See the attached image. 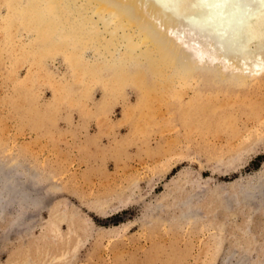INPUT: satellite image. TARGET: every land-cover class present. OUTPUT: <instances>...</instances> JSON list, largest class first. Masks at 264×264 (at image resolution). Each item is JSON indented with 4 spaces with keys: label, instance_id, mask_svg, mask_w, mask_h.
I'll list each match as a JSON object with an SVG mask.
<instances>
[{
    "label": "rangeland",
    "instance_id": "1",
    "mask_svg": "<svg viewBox=\"0 0 264 264\" xmlns=\"http://www.w3.org/2000/svg\"><path fill=\"white\" fill-rule=\"evenodd\" d=\"M6 11L0 1V14ZM14 28L13 36L19 31ZM4 37L0 28V165L18 173L15 182H22L26 198L21 203L20 192L14 193L0 216V264H58L52 258L69 223H61L60 238L54 237L47 229L53 206L73 214L81 227L82 242L66 264H264V188L256 185H264V90L235 103L225 131L207 139L194 124L172 119V90L147 80L154 84L150 92L143 89L148 104L132 108L126 115L134 120L125 121L126 105L139 96L135 82L97 106L101 87L73 93L62 57L48 59L45 68L39 55L17 45L16 36ZM192 89L177 93L188 98ZM217 148L222 153L213 152ZM166 163L161 177L153 175ZM40 171L52 178L42 186ZM180 171L198 182V204L185 207L199 206L194 221L190 213L182 222L173 220L177 206L154 211L156 197ZM132 181L138 186L131 201L118 206V194ZM247 189L257 190L255 199L244 198ZM101 200L114 209L95 213L91 206Z\"/></svg>",
    "mask_w": 264,
    "mask_h": 264
},
{
    "label": "bare ground",
    "instance_id": "2",
    "mask_svg": "<svg viewBox=\"0 0 264 264\" xmlns=\"http://www.w3.org/2000/svg\"><path fill=\"white\" fill-rule=\"evenodd\" d=\"M0 1L7 10L0 14V28L5 34L2 39L9 41L16 36L17 45L39 55L45 68L48 59L62 57L72 74L73 82H68L76 95L82 88L96 84L102 90V98L96 100L99 106L110 103L118 90L135 82L139 96L131 106L126 105L125 121L130 120L131 116L126 114L132 108H140L146 103L143 89L158 84L173 91L172 119L194 124L195 129H199L198 134L208 139L216 132L225 131L224 123L235 110V103L241 106L244 99L264 90V0ZM98 20H101L102 27ZM163 24L166 32L158 27ZM12 27L15 31L19 29L15 36L12 30L9 33ZM20 30L26 33V39L21 41ZM105 34L109 35L108 38ZM104 36L106 39L102 38ZM147 80L154 84L147 83ZM187 87H193L189 97L179 96L177 91ZM141 118L139 121L143 120ZM131 120L134 119L131 117ZM256 125L263 127L261 122ZM221 151L217 148L213 152ZM233 151L236 154L238 149L223 150L228 154ZM6 165H0V216L11 203L14 193L20 192L21 203L26 198L22 182L18 180L20 186L15 182L18 173L13 175L12 169H7ZM168 165H157L153 168V175L161 177ZM44 178L52 180L50 175L44 177L40 171V186ZM191 182L189 173L180 171L156 197L154 211L162 214L177 206L172 209L173 220L182 222L190 213L193 219H189L194 221L201 212L199 206L188 211L185 207L187 203L198 204L200 192L198 182ZM55 184L52 182L51 189L57 190ZM256 185L264 188L263 184ZM137 186V182L132 181L121 188L123 194H118L117 205L128 204L131 192ZM192 190L196 191L190 194ZM255 192L251 194L247 189L243 196L247 199ZM91 207L100 215L114 209L105 200ZM73 217V214L60 213L55 206L52 207L47 229L54 237L61 234V223H69L67 238L64 234L60 235L62 239L59 237L58 256L52 258L53 263H68L82 242V234L78 231L81 227ZM154 220L156 218L152 216L151 222Z\"/></svg>",
    "mask_w": 264,
    "mask_h": 264
}]
</instances>
